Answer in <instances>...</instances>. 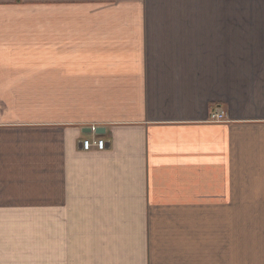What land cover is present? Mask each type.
Instances as JSON below:
<instances>
[{
    "label": "crops",
    "instance_id": "1",
    "mask_svg": "<svg viewBox=\"0 0 264 264\" xmlns=\"http://www.w3.org/2000/svg\"><path fill=\"white\" fill-rule=\"evenodd\" d=\"M195 1L0 0V264H264V0Z\"/></svg>",
    "mask_w": 264,
    "mask_h": 264
},
{
    "label": "built area",
    "instance_id": "2",
    "mask_svg": "<svg viewBox=\"0 0 264 264\" xmlns=\"http://www.w3.org/2000/svg\"><path fill=\"white\" fill-rule=\"evenodd\" d=\"M211 120L213 122H224L225 121V113L224 112H217L211 114ZM106 142L103 139H86L82 141V149L84 151H91L92 149H96L97 151H104L106 150Z\"/></svg>",
    "mask_w": 264,
    "mask_h": 264
},
{
    "label": "rangeland",
    "instance_id": "3",
    "mask_svg": "<svg viewBox=\"0 0 264 264\" xmlns=\"http://www.w3.org/2000/svg\"><path fill=\"white\" fill-rule=\"evenodd\" d=\"M210 1H216V0H210ZM197 4L199 3V0H196L195 1ZM190 1H188V3L187 4H189L190 5ZM199 13V14H198ZM203 16H201V12H197L196 13V18H195V24H198V25H201V24H199V21H202L203 22V18H202ZM240 17H242V18H239L240 20H239V22L242 20V22L243 23H245V21H246V16L244 15V16H240ZM224 19H226V17L224 16ZM186 23H193V25H194V22H193V20H191V18H187L186 19ZM192 25V24H191ZM219 113V112H218ZM221 113V112H220ZM225 113V112H224ZM225 117H226V114H225ZM209 122L210 123H215V122H213L212 120H211V115H210V119H209Z\"/></svg>",
    "mask_w": 264,
    "mask_h": 264
},
{
    "label": "water",
    "instance_id": "4",
    "mask_svg": "<svg viewBox=\"0 0 264 264\" xmlns=\"http://www.w3.org/2000/svg\"><path fill=\"white\" fill-rule=\"evenodd\" d=\"M105 129H95V134L99 135V134H104ZM85 133H92V129H85Z\"/></svg>",
    "mask_w": 264,
    "mask_h": 264
}]
</instances>
